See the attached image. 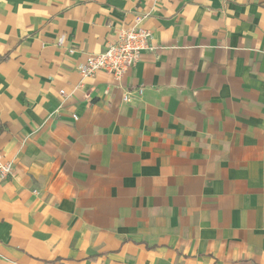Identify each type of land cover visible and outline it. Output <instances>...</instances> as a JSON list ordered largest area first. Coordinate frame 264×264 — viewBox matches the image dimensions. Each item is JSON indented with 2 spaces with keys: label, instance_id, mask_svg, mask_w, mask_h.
Segmentation results:
<instances>
[{
  "label": "crops",
  "instance_id": "crops-1",
  "mask_svg": "<svg viewBox=\"0 0 264 264\" xmlns=\"http://www.w3.org/2000/svg\"><path fill=\"white\" fill-rule=\"evenodd\" d=\"M0 155V264H264V0H0Z\"/></svg>",
  "mask_w": 264,
  "mask_h": 264
},
{
  "label": "built area",
  "instance_id": "built-area-1",
  "mask_svg": "<svg viewBox=\"0 0 264 264\" xmlns=\"http://www.w3.org/2000/svg\"><path fill=\"white\" fill-rule=\"evenodd\" d=\"M143 19L144 16H137L132 26L117 32L115 41L103 52L89 55L78 69L80 76L88 78L102 72L120 81L138 63L142 53L151 49L150 32L142 26ZM141 93L142 90L138 89L137 96ZM123 100L129 102L130 95L126 94ZM11 174L12 164L3 161L0 155V181L7 179Z\"/></svg>",
  "mask_w": 264,
  "mask_h": 264
}]
</instances>
